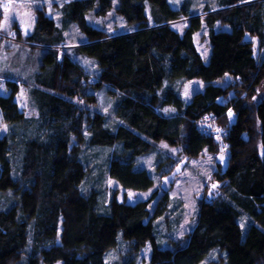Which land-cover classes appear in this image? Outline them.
Masks as SVG:
<instances>
[{
  "label": "trees",
  "instance_id": "16d2710c",
  "mask_svg": "<svg viewBox=\"0 0 264 264\" xmlns=\"http://www.w3.org/2000/svg\"><path fill=\"white\" fill-rule=\"evenodd\" d=\"M38 1H54L61 15L39 8L27 38L38 56L24 83L36 116L16 100L20 79L0 94L7 125L0 136V264H140L148 245V264H203L214 252L210 264H264V98L257 99L264 0H216L218 9L208 7L204 17L193 0ZM110 14L128 32L95 24ZM182 18H189L183 33L171 25ZM204 25L208 62L195 43ZM74 26L86 41L74 56L62 55ZM78 55L94 60L96 70ZM195 79L204 87L187 102L183 89ZM101 93L111 98L110 112L101 108ZM207 116L228 131V163L218 165V192L199 199L196 223L180 238L183 209L170 188L130 203L103 180L146 192L175 172L180 157L218 154L222 143L199 126ZM151 154L155 172L140 165Z\"/></svg>",
  "mask_w": 264,
  "mask_h": 264
},
{
  "label": "rangeland",
  "instance_id": "374dc122",
  "mask_svg": "<svg viewBox=\"0 0 264 264\" xmlns=\"http://www.w3.org/2000/svg\"><path fill=\"white\" fill-rule=\"evenodd\" d=\"M195 5V12L198 15L206 16V9L210 7L209 12L216 11L218 4L216 0H193ZM62 3V1H57ZM54 1H38V0H0V94L7 95L9 88L7 82L10 80L19 81L20 91L16 97V100L22 110L25 111L27 116H36V110L32 106L29 92L26 83L27 79L36 71L38 56L33 52V47L30 43H27V38L34 32L36 25L38 9L47 5L48 12L53 17H59L61 15L58 9L53 10L52 4ZM5 6L8 7V11L5 12ZM95 24L97 26L104 27L110 34H120L128 32L129 29L124 24L122 18L117 15L110 14L105 19H96ZM189 18H182L180 20L172 22V27L181 33L188 27ZM223 28V27H222ZM220 24H217V30L222 29ZM20 34L21 38L18 37ZM86 38L82 35L81 31L77 27H72L66 34V41L64 45L60 47V54L64 55L66 52L74 54V49L79 47ZM195 43L198 51L205 59L209 60L211 54V45L209 42V31L204 25L203 28L195 34ZM256 51L258 52V44H256ZM77 59L90 71L96 70V64L94 60L84 56H77ZM229 78H226L221 85L225 86L229 83ZM204 83L200 79H195L187 83L183 89V97L188 102L192 99L193 95L203 89ZM101 108L104 112H110L112 108V101L109 96L101 93ZM264 98V81L259 86L257 99ZM215 124H218L217 121ZM6 126V127H5ZM7 132V125L2 117L0 111V136ZM221 142V140H219ZM159 148L162 151H166L164 145H160ZM221 152L218 154H212L205 152L197 159L187 160L180 157V165L175 172L160 180L157 176V180L160 182L146 192L135 191L132 189H125L118 182L111 178H105L103 180L104 186H107L108 190H117L118 198L120 200H127L130 203H135L140 200H147L152 192L156 188H170V196L173 199V203L176 200L181 201L182 207V220L181 224L175 230L176 237L186 236L196 223L198 215V202L202 196L211 198L219 190L220 184L214 180V172L217 171L218 165L223 169H226L228 163V150L224 144H221ZM260 151L264 154V148L260 146ZM172 154L177 155L178 149L171 150ZM104 153L99 152L97 159L100 163L104 160ZM223 157V159H221ZM157 163V155L151 154L140 160V165L146 167L155 172V166ZM99 169H97L98 171ZM155 203L152 204L154 207ZM247 231V226H244V233ZM216 253L210 254L203 264H210L211 259L216 258ZM151 256V248L148 245L142 252L140 264H148ZM115 253L109 255L110 259H114ZM207 261V262H205ZM57 264H62L59 262Z\"/></svg>",
  "mask_w": 264,
  "mask_h": 264
},
{
  "label": "built area",
  "instance_id": "2783aa9c",
  "mask_svg": "<svg viewBox=\"0 0 264 264\" xmlns=\"http://www.w3.org/2000/svg\"><path fill=\"white\" fill-rule=\"evenodd\" d=\"M199 126L203 132L213 136L214 138L221 140V143L227 147L225 137L228 133L226 128H222L218 124H215V121L212 117L207 116L202 119L199 123Z\"/></svg>",
  "mask_w": 264,
  "mask_h": 264
},
{
  "label": "snow or ice",
  "instance_id": "6c2138e0",
  "mask_svg": "<svg viewBox=\"0 0 264 264\" xmlns=\"http://www.w3.org/2000/svg\"><path fill=\"white\" fill-rule=\"evenodd\" d=\"M5 12H7L9 9H8V7L7 6H5ZM6 127V126H5ZM221 159H223V157H221Z\"/></svg>",
  "mask_w": 264,
  "mask_h": 264
}]
</instances>
